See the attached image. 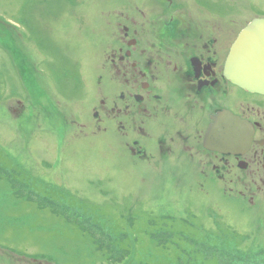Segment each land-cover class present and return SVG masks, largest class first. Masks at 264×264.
<instances>
[{
  "label": "rangeland",
  "instance_id": "1",
  "mask_svg": "<svg viewBox=\"0 0 264 264\" xmlns=\"http://www.w3.org/2000/svg\"><path fill=\"white\" fill-rule=\"evenodd\" d=\"M246 1L232 0L237 13L251 11ZM120 6L0 0L10 32H0V264H264L263 196L249 204L234 185L230 198L213 181L202 192L181 179L196 172L178 160L172 171L134 161L115 128L108 138L75 124L62 132L63 112L91 125L87 108L100 95L95 77L115 45ZM38 86L59 101L49 116L30 103L27 88ZM108 86L111 101L118 90Z\"/></svg>",
  "mask_w": 264,
  "mask_h": 264
},
{
  "label": "flooded vegetation",
  "instance_id": "2",
  "mask_svg": "<svg viewBox=\"0 0 264 264\" xmlns=\"http://www.w3.org/2000/svg\"><path fill=\"white\" fill-rule=\"evenodd\" d=\"M114 1L121 3L112 16L117 37L101 56L94 82L100 95L94 93L86 113L91 125L63 112L62 132L75 124L80 132L93 128L89 133L108 138L115 128L126 140L123 153L134 161L169 164L172 171L178 160L196 172L181 179L188 175L202 192L213 181L230 198L234 185V196L249 204L264 197V95L241 89L225 74L232 45L249 22L264 19V5L247 0L245 9L251 11L242 14L232 0ZM108 83L118 90L111 101L104 96ZM38 88L39 93L27 88L30 103L49 116L59 101L53 102L45 86ZM237 121L251 141L232 150V122ZM227 147L230 151L218 150Z\"/></svg>",
  "mask_w": 264,
  "mask_h": 264
},
{
  "label": "water",
  "instance_id": "3",
  "mask_svg": "<svg viewBox=\"0 0 264 264\" xmlns=\"http://www.w3.org/2000/svg\"><path fill=\"white\" fill-rule=\"evenodd\" d=\"M225 74L241 89L264 95V19H254L242 29L232 45ZM238 121L232 122V150L251 141V133ZM218 150L230 151L228 147Z\"/></svg>",
  "mask_w": 264,
  "mask_h": 264
},
{
  "label": "trees",
  "instance_id": "4",
  "mask_svg": "<svg viewBox=\"0 0 264 264\" xmlns=\"http://www.w3.org/2000/svg\"><path fill=\"white\" fill-rule=\"evenodd\" d=\"M227 238V237H226ZM167 242H168V240H167ZM158 243H161V242H158ZM186 251L189 253V254H191V253H193V254H196V250H193V249H186ZM200 260V259H199ZM199 260H196V261H192V264H199Z\"/></svg>",
  "mask_w": 264,
  "mask_h": 264
}]
</instances>
